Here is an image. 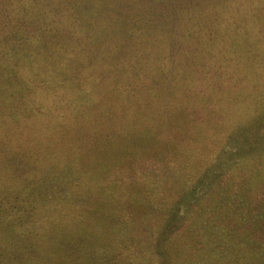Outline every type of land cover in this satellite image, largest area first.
Returning <instances> with one entry per match:
<instances>
[{
  "label": "rangeland",
  "instance_id": "1",
  "mask_svg": "<svg viewBox=\"0 0 264 264\" xmlns=\"http://www.w3.org/2000/svg\"><path fill=\"white\" fill-rule=\"evenodd\" d=\"M22 10L0 7V123L10 124V128L0 130V171L5 175H0V200L6 226L0 238L17 240L20 259L28 253V249H22L26 248L27 238L8 224H18L26 230L33 210L26 198L22 200L24 195L11 198L1 187L12 191L10 186L20 185L21 180L11 176L15 172H20L21 179L36 172L42 181L45 173L39 153L57 151L69 137L88 138L98 123L107 127L117 117L113 126L105 130L140 129L149 131L148 135L152 131L145 155H139L145 158V169H161L172 152L184 150L191 140L200 153L208 154L212 150L211 138L215 137L210 129L218 124L221 137V128L229 116L237 117L240 127L253 124L249 137L256 145L264 143V106L257 107L264 102V65H260L264 46L254 45L255 37L264 40L263 32L254 29L256 18L264 21V0H41ZM158 21L164 24L159 36L168 39L170 46V60L162 65L169 68L168 83L161 85L160 97L156 96V88L147 84L152 89L140 105L145 110L149 97L159 105L151 114L127 111L108 115L115 112L124 88L134 79L128 70L148 69L145 54L163 48V38L155 42ZM215 21L220 25L216 26ZM213 31L217 34L210 40ZM151 33L154 41H150ZM223 49L228 68L224 74L226 94L220 101V93L207 87L214 73H210L207 59L211 56L207 52L212 51L218 65ZM50 56L58 62L47 65ZM202 65L207 68L202 69ZM33 69L41 71L40 77ZM188 70L189 84L182 83L181 77ZM253 71L261 72L260 76ZM44 73L56 75L49 78ZM16 74L21 81L15 79ZM44 78L47 83L53 79L57 84V96L50 95L52 91L49 84L43 83ZM258 80L262 84L254 95L246 81L258 85ZM213 84L218 86V81ZM196 85L204 87L199 94L193 91ZM28 101L35 102L36 111L31 105L21 107ZM63 103L77 105L78 115L69 114ZM91 112L96 113L94 118ZM77 120L89 131L88 136L74 126ZM188 147L194 150L193 145ZM143 180L142 174L134 177L135 182ZM27 207L32 211L18 213Z\"/></svg>",
  "mask_w": 264,
  "mask_h": 264
},
{
  "label": "trees",
  "instance_id": "2",
  "mask_svg": "<svg viewBox=\"0 0 264 264\" xmlns=\"http://www.w3.org/2000/svg\"><path fill=\"white\" fill-rule=\"evenodd\" d=\"M38 1L41 0H0V7L6 5L24 12L22 8L34 6ZM214 23L220 25V21ZM156 26L159 31L155 42L163 38V48L145 54L148 69L128 70L134 79L124 88L115 112L108 115L127 111L151 114L159 105L150 101V97L145 110L140 105L147 91L150 95L149 83L159 97L161 85L168 83L169 68L162 65L170 60V46L168 39L159 36L164 24L158 21ZM254 29L264 34L261 18L254 20ZM18 30L21 32L19 27ZM216 34L213 31L210 40ZM151 36L150 41H154L152 33ZM254 42L258 48L264 46V40L258 36ZM225 50L219 52L218 65L212 51L207 52L211 56L207 59L210 73L214 70L207 87L220 93V101L226 94ZM46 60L47 65L58 62L51 56ZM46 60L43 58V66ZM260 65H264L262 58ZM33 71L40 77L41 71ZM189 73L188 70L181 77L182 83L189 84L186 78ZM45 76L54 78L50 74ZM15 79L21 81L20 75L16 74ZM216 81L218 86L213 84ZM43 83L51 87L47 86L52 91L50 95L57 96L53 79L47 83L44 78ZM259 83L262 84L261 80L258 85L246 81L254 95ZM201 90L204 87L197 85L193 89L195 94ZM260 103L257 107L261 108L264 102ZM66 104L63 103V108L67 106L69 114L77 116L80 111L77 105ZM24 105L37 110L34 101L21 107ZM95 115L91 112L92 118ZM114 119L107 127L113 126ZM78 121L74 126L86 135L89 131ZM217 125L209 131L215 136L211 138V152L203 155L191 140L188 146L193 145L194 150L188 146L175 150L161 169L156 166L145 169L142 161L145 158H139L147 150L152 131L148 135L149 131L140 129L105 130L107 127L98 123L86 135L88 138L69 137L68 143L57 151L39 153L45 173L42 181L36 172H30L26 179L20 178V172L11 173L21 180L20 185L10 186L12 191L1 188L11 198L24 195L22 200L26 198L33 210L26 230L18 224H8L26 236V248L22 249H28L25 255L28 264H264V143H253L249 137L253 124L240 127L237 117L229 116L221 128L224 133L221 137ZM9 126V122L2 121L0 130ZM141 174L144 180L135 182L134 177ZM0 175L5 176L1 171ZM32 210L27 207L15 214ZM14 243L11 245H17Z\"/></svg>",
  "mask_w": 264,
  "mask_h": 264
},
{
  "label": "crops",
  "instance_id": "3",
  "mask_svg": "<svg viewBox=\"0 0 264 264\" xmlns=\"http://www.w3.org/2000/svg\"><path fill=\"white\" fill-rule=\"evenodd\" d=\"M2 193V190L0 189ZM3 194V193H2ZM1 212H3L2 200H0V231H4V227H6L5 223H3V219L1 216ZM17 240L13 239H3L0 238V264H26L28 263L26 257H21L20 259L18 255V247L15 245H11L13 242L16 243Z\"/></svg>",
  "mask_w": 264,
  "mask_h": 264
}]
</instances>
